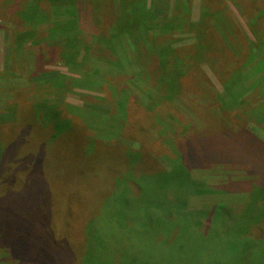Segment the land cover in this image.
<instances>
[{"label": "rangeland", "instance_id": "1", "mask_svg": "<svg viewBox=\"0 0 264 264\" xmlns=\"http://www.w3.org/2000/svg\"><path fill=\"white\" fill-rule=\"evenodd\" d=\"M73 2L77 22L53 0L0 5V264H124L137 254L134 233L154 205L164 196L187 197L189 177L183 181L180 169L225 192L235 169L250 181L236 191L240 197L255 182L251 164L264 180V148L247 157L233 132L246 129L264 141V6ZM31 20L47 22L45 32L35 33ZM63 24L69 27L58 28ZM29 100L48 104L40 105L46 113L27 107ZM221 124L231 131L215 138ZM223 194L199 193L189 208L218 205ZM213 222H205L208 234ZM9 225L21 230L14 247L4 236ZM165 242L162 249L178 252ZM262 246L253 240L249 250Z\"/></svg>", "mask_w": 264, "mask_h": 264}, {"label": "trees", "instance_id": "2", "mask_svg": "<svg viewBox=\"0 0 264 264\" xmlns=\"http://www.w3.org/2000/svg\"><path fill=\"white\" fill-rule=\"evenodd\" d=\"M53 1L56 3V5H59L60 8H65L64 12L72 15V18L75 19V22H77L76 19L79 14L76 16L75 7H73V0ZM9 2L10 0H0V5L2 3ZM253 3L255 11L261 9L260 7L264 6V0H253ZM24 9L26 10L25 13L28 14V7ZM252 9L253 8H250L249 11H252ZM35 10L36 12L34 14L36 15L37 13V16L40 15V11L37 9ZM132 11L134 13L133 15H135L134 17L136 18V21L140 20L139 18L142 11L137 9V4L133 5ZM260 11L261 12H259V16L261 17L264 8ZM124 14L125 15L122 16L124 17V19H127L129 16V12L124 11ZM40 21L38 23H34V21L31 20L32 24L34 23L32 28L34 32L38 34L41 32L44 33L47 26L45 24L47 22H45L43 25H40L42 24L40 23ZM67 25L63 24V26H58V28H65ZM134 25L135 24L130 25L129 27H127V29H133ZM255 25H257L255 20L250 21V26L254 35L257 31ZM139 29L140 28L135 27L134 31L136 32L138 38H141L144 34L142 32L139 33ZM70 31L71 28H69L68 32ZM113 42L114 41L108 42V44L112 45ZM66 43L68 45L71 44L70 37H66ZM203 73L204 72H202V70L198 69L197 74ZM133 94L134 92L131 93V97L133 96ZM41 104H43L44 107L48 109V104L45 103H39L35 100H29L28 102H25V105L27 107L33 105L37 110L38 107H40L39 112H41L42 116L46 113V110L41 108ZM24 108L26 107H23L22 103L20 106V112L24 110ZM17 113L19 114V111ZM144 113L151 114L150 111L146 109ZM137 117L138 116L136 115V118ZM119 119L120 118H118L117 120L119 121ZM218 126L221 128L223 126L224 129L220 128V133H217L219 135H217L216 133L214 134L215 138H217L218 136H226V134L231 131L224 124ZM233 132L237 134L238 139L240 138L241 142L242 139L245 141L247 148L244 146V154L247 152L249 154L247 157H250L251 155V157L253 158L252 151H258V145L264 148V141L256 138L248 130L242 129ZM245 134H247V139ZM259 150L263 151L264 153V149L262 150L260 148ZM217 157L218 156H216L214 160L211 159L210 161H215ZM207 159H210V156ZM180 171L181 173H187V176L181 174L183 181H185L186 178L189 177V187H186L187 193L184 192L187 194V197L185 199H182L179 196H176L175 198H168V196H164L162 197L163 200L160 201L159 204L154 205V214L148 215L147 222H145L144 224V228L139 229L134 233L138 234V236L140 237L137 240L138 244H133V248L134 250H136H133V252H137V254L131 253L134 256H132V258L130 256L127 257L128 259H125L124 264H264V246H262V250H249L251 247V242H253V240L261 241L264 244V180L262 179L261 172L253 164H251V173H254V175H257L258 177L256 176L254 178L255 182L251 181L253 185L252 188L249 189V193H241L244 196L240 197V195L236 194V191L242 192V190L240 189H242L244 184H246L247 182L249 183L250 181L249 179L241 178L242 174L238 173L235 169L234 171H232V174L234 175L232 176V181H230L226 186L228 190L226 192L225 190L221 191L214 189L209 185V183L201 184L203 181L200 182L201 178L199 177L204 178L201 175L198 176L199 183H194V181L191 179L189 171H182V169H180ZM182 188H184V186ZM162 192L164 193L166 192V190L164 189ZM199 193H201L203 197L210 195L221 196V194L224 193L223 195L227 197V200L225 199L224 202L219 203L218 205L217 203H214V205L212 206H210L208 203H204V206L202 208L198 210H190V202ZM243 202L246 205L243 208L242 212L240 214L234 213L236 211V207H238V205ZM261 202H263V208L259 206V204L261 205ZM118 215H120V217H118V219L120 218L119 220H121L120 224L125 223L127 220V216L125 214L117 213L115 218H117ZM140 217L142 216H136V218L139 219ZM211 218H214V232L212 234H208L206 230L207 228H205V222H211ZM107 222H112V219H108ZM6 229L7 231L6 233H4V236L8 239L10 244L13 243L12 246L14 247V245H16V242L18 241V238L20 237L21 230L14 228V226L12 225H9ZM23 232L25 236L24 240L26 241L28 232ZM141 234L142 237L140 236ZM179 237L182 239V243L186 242L190 247L184 246L183 244L179 245L177 243L179 242ZM129 238L132 237L129 235ZM161 238H163V240L158 244ZM164 242L165 244L168 243V245L172 246V248L176 246V248H178V252H174V254L172 255V249H162L160 244H163ZM163 251L166 252L164 253ZM244 251V257L242 259L239 258V255ZM138 253H140V255ZM138 255L142 256L143 259L137 258ZM246 258L251 260H247Z\"/></svg>", "mask_w": 264, "mask_h": 264}]
</instances>
